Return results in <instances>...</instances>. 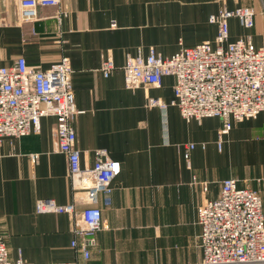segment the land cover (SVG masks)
<instances>
[{
  "label": "crops",
  "instance_id": "obj_1",
  "mask_svg": "<svg viewBox=\"0 0 264 264\" xmlns=\"http://www.w3.org/2000/svg\"><path fill=\"white\" fill-rule=\"evenodd\" d=\"M13 4L0 0L1 63L23 56L46 70L69 58L83 112L74 122L81 165L92 167L98 149L121 164L111 197L99 195L108 228L97 233L86 264H201L197 209L218 198L229 178L258 190L264 213V113L235 123L219 147L221 119L187 122L172 105L174 77L130 90L123 72L128 56L150 48L170 57L214 40L217 25L209 19L223 9H254L252 29L230 20V41L250 37L264 51V0H61L39 8L31 22L19 20ZM108 58L114 69L104 77ZM150 98L167 108L150 107ZM55 125L44 118L40 134L0 141V234L11 258L29 264L84 262L71 246L73 219L36 212L45 199L84 206V194L72 192L68 158L57 151ZM189 144L195 148L187 161Z\"/></svg>",
  "mask_w": 264,
  "mask_h": 264
},
{
  "label": "built area",
  "instance_id": "obj_2",
  "mask_svg": "<svg viewBox=\"0 0 264 264\" xmlns=\"http://www.w3.org/2000/svg\"><path fill=\"white\" fill-rule=\"evenodd\" d=\"M21 21H34L39 8L59 7L61 0H13ZM237 19L245 29L255 26V11L250 7L223 9L209 19L217 25V35L192 48H180L164 57L150 48L144 55L126 58L123 72L127 89L160 87L164 77L175 79V99L187 121L201 122L219 118V147L235 123L255 119L264 113V51L257 49L250 37L230 41V20ZM114 69L111 58L103 61L101 72L108 77ZM69 58L54 62L46 70L29 65L18 57L4 66L0 57V141L19 139L41 133L44 118H54L57 151L65 154L69 179L74 194L83 193V208L75 202L59 205L52 199L36 204L39 214H68L73 219L75 238L71 246L79 250L84 262H52L44 264H86L96 245V235L107 229L98 206L99 195L110 198L112 183L121 174V164L110 158L108 151H95L92 167H82L76 146L75 119L82 114L76 106L71 81ZM150 107L166 109L157 98L149 99ZM189 161L194 144L187 145ZM37 155L32 156L35 161ZM201 233L198 237L203 258L201 264H264V213L258 190L241 186L229 178L221 183L218 198L208 200L197 209ZM0 264H29L21 258L13 260L3 235L0 234Z\"/></svg>",
  "mask_w": 264,
  "mask_h": 264
},
{
  "label": "rangeland",
  "instance_id": "obj_3",
  "mask_svg": "<svg viewBox=\"0 0 264 264\" xmlns=\"http://www.w3.org/2000/svg\"><path fill=\"white\" fill-rule=\"evenodd\" d=\"M212 42H213V47H215L214 40H212Z\"/></svg>",
  "mask_w": 264,
  "mask_h": 264
}]
</instances>
